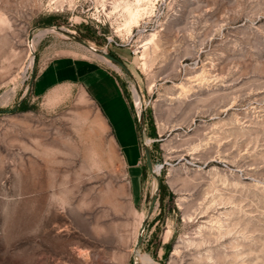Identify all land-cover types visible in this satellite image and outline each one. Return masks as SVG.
Returning a JSON list of instances; mask_svg holds the SVG:
<instances>
[{
	"label": "rangeland",
	"instance_id": "1",
	"mask_svg": "<svg viewBox=\"0 0 264 264\" xmlns=\"http://www.w3.org/2000/svg\"><path fill=\"white\" fill-rule=\"evenodd\" d=\"M67 56L133 120L80 82L28 93ZM0 109V264H264V0H0Z\"/></svg>",
	"mask_w": 264,
	"mask_h": 264
},
{
	"label": "crops",
	"instance_id": "2",
	"mask_svg": "<svg viewBox=\"0 0 264 264\" xmlns=\"http://www.w3.org/2000/svg\"><path fill=\"white\" fill-rule=\"evenodd\" d=\"M74 81L80 82L93 95L99 105V95L109 100V102L121 98L122 103H120L124 106L123 109L125 108L123 112L125 114L127 112L131 120H133L132 113L117 78L108 69L93 60L68 56L50 60L37 77L34 78L32 90L40 93L61 83ZM100 109L103 117L112 126L101 105ZM135 160L133 163H135Z\"/></svg>",
	"mask_w": 264,
	"mask_h": 264
},
{
	"label": "water",
	"instance_id": "3",
	"mask_svg": "<svg viewBox=\"0 0 264 264\" xmlns=\"http://www.w3.org/2000/svg\"><path fill=\"white\" fill-rule=\"evenodd\" d=\"M71 36H73L74 38H76L73 34H69ZM32 35H30V39H32ZM79 42H81L82 44H84L86 47H90L91 46L84 40L80 39V38H76ZM95 51L97 52H102L103 55L109 59L112 63H114L115 65H117L119 68H121L124 72L127 73V75L135 82V85H136V88L138 89L139 86H138V83L136 82V79H135V76L134 74L130 71V69L128 68V66L119 58H117L116 56L108 53L107 51H102V50H98L96 49ZM33 82H34V76L32 77L31 81H30V84H29V87H28V93L31 92L32 90V86H33ZM27 93V94H28ZM26 94V95H27ZM17 108H14L13 110H15ZM13 110H1L0 109V112H11ZM139 125H140V130L141 132L143 133L144 132V118H143V114L140 115V118H139ZM145 152H146V161H147V166L148 168L150 169V171L154 172L153 170V163H152V157H151V152H150V148L148 146L145 147ZM157 199H158V194H154L152 196V199H151V203H150V206H149V210H148V217L150 216V214H152L153 210H154V207L157 203ZM146 224H147V219H145L143 221V223L141 224V228H140V233H139V236H138V240L135 244V250H137L138 246L140 245L141 243V240H142V236H143V232H144V229L146 227Z\"/></svg>",
	"mask_w": 264,
	"mask_h": 264
},
{
	"label": "bare ground",
	"instance_id": "4",
	"mask_svg": "<svg viewBox=\"0 0 264 264\" xmlns=\"http://www.w3.org/2000/svg\"><path fill=\"white\" fill-rule=\"evenodd\" d=\"M49 31H54V28H45V29H42L40 30L38 33H36L34 35V37H32V39H29V44L31 45V47H34L33 44L34 42H36L39 38H41L45 33H48ZM73 33V32H72ZM35 45V44H34ZM86 47V46H85ZM87 49H89L90 51L94 52L95 54H97L100 58L108 61L111 63V61L109 59H107L102 52H97L95 51L96 48L92 47H86ZM33 59V58H32ZM31 63H33V60L30 61ZM112 64V63H111ZM114 65L117 69H119V67L117 65H115L114 63L112 64ZM133 92H134V98H135V102H136V105L140 104V97H139V93L136 89V87L134 86L133 87ZM144 103V102H143ZM149 141V140H148ZM156 171V170H155ZM140 260H141V263L140 264H145V263H149L152 261V258L149 257L148 255H141L140 256Z\"/></svg>",
	"mask_w": 264,
	"mask_h": 264
}]
</instances>
